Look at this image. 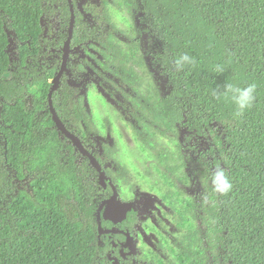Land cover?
Segmentation results:
<instances>
[{
  "label": "trees",
  "instance_id": "obj_1",
  "mask_svg": "<svg viewBox=\"0 0 264 264\" xmlns=\"http://www.w3.org/2000/svg\"><path fill=\"white\" fill-rule=\"evenodd\" d=\"M73 2L70 75L52 97L67 128L120 191L129 184L117 146L99 139L87 108L85 89L101 77L100 84L116 83L139 123L137 136L162 162L167 156L150 129L178 127L187 143L195 138V163L203 167L195 171V180H203L198 196L181 205L166 199L176 234L140 247L136 257L122 259L120 248L114 256L124 264H264V0ZM111 4L138 19L137 31L154 43L166 82L162 98L137 89L143 87L133 67L139 63L118 41L122 30ZM71 21L68 0H0V264H112L113 241H125L99 235L97 210L113 191L102 188L98 171L59 131L50 110ZM183 53L196 63L177 72L174 61ZM226 82L257 84L243 117H233L230 97L213 95ZM216 166L233 184L227 196L212 189ZM166 169L174 177V168ZM138 224L132 210L121 228L135 236Z\"/></svg>",
  "mask_w": 264,
  "mask_h": 264
},
{
  "label": "rangeland",
  "instance_id": "obj_2",
  "mask_svg": "<svg viewBox=\"0 0 264 264\" xmlns=\"http://www.w3.org/2000/svg\"><path fill=\"white\" fill-rule=\"evenodd\" d=\"M111 10L114 15V22L125 33L120 35L119 42L126 50L130 49L133 53L135 52L137 58H142L145 63L144 66L140 65V68H137L139 74L144 73L145 75L147 72L154 74L152 81L145 76V86L141 90L144 93L147 90L153 93L158 85L165 90L166 82L158 76L156 71H153L149 57L146 58V52L152 49V41L147 34H139L134 31L137 28L138 20L132 17L127 10H120L115 5H111ZM133 41L138 42L139 48L131 45ZM88 93L87 107L92 114L101 138L107 137L117 144L120 150V161L130 169L135 184L139 185L138 190L135 192L129 191L126 187L123 198L129 201L138 196L140 217L142 219L138 232L141 236L140 243L153 247L157 241V232L160 231L156 216H160V209L167 211L163 203L164 194L169 189L182 191L185 198L194 195L196 197L200 194L198 184L203 180H192L189 177L192 171L203 169L195 163V138H192L188 143L191 147L186 146L181 150L179 145L185 141L182 133L158 134L156 137L160 146L174 156L175 159L171 161V164L180 167L178 174L188 178L186 182L174 184L173 187L165 182L164 175H166V171L160 164L159 159L136 139L131 119L127 117L125 110L118 104V102H121V96L112 99L109 86L105 85V88L99 89L97 84H93ZM206 149L207 145H201V152H205ZM166 225L171 226L169 220L166 221Z\"/></svg>",
  "mask_w": 264,
  "mask_h": 264
},
{
  "label": "flooded vegetation",
  "instance_id": "obj_3",
  "mask_svg": "<svg viewBox=\"0 0 264 264\" xmlns=\"http://www.w3.org/2000/svg\"><path fill=\"white\" fill-rule=\"evenodd\" d=\"M68 2H69V0H68ZM72 4H73V8H74V17H75V26H76V16H75V7H74V2H73V0H72ZM69 5H70V3H69ZM112 5V4H111ZM111 7V6H110ZM70 9H71V5H70ZM123 10H126V9H123ZM72 14V13H71ZM114 16V15H113ZM138 20V19H137ZM72 22V21H71ZM138 24V23H137ZM71 25V24H70ZM138 26L139 25H137V28H135L134 29V31H137L138 30ZM70 29V28H69ZM75 30V29H74ZM139 34H142V31H137ZM122 34H125L123 31H122ZM121 34V35H122ZM74 37V36H73ZM119 37H120V35H119ZM68 38H69V36H68ZM151 40V39H150ZM68 41V40H67ZM118 41H119V38H118ZM152 41V40H151ZM136 43V48H139V44H138V42H136V41H133L132 43H131V45L132 46H134L133 45V43ZM67 43V42H66ZM152 49H150V50H148L147 52H146V58L147 57H149V59H150V62H151V66H152V68H153V71L155 72H157L158 73V70H157V66H156V61H155V56H156V51H155V49H154V47H155V45H154V43L152 42ZM66 45V44H65ZM65 45H64V47H65ZM123 46V45H122ZM64 47H63V49H62V63H63V57H64V53H63V50H64ZM124 47V46H123ZM135 47V46H134ZM127 51H131L130 49L129 50H127ZM71 52H72V41H71ZM132 52V51H131ZM133 53V52H132ZM70 55H71V53H70ZM70 55H69V60H70ZM133 55H134V58H136L137 59V61H138V63L139 64H134L133 65V67H135L136 68V71H137V68H140L139 66L141 65V66H144L145 65V63L142 61V58H137V56H136V54H135V52L133 53ZM62 63H61V67H60V69H59V71L61 70V68H62ZM68 64H69V61H68V63H67V67H68ZM59 71H58V73H59ZM58 73H57V75H58ZM137 73H139L138 71H137ZM70 75V70H69V67H68V71L67 72H65L64 74H63V76L64 75ZM56 75V76H57ZM140 76H142V78H143V87L145 86V76H147L148 78H149V80L150 81H152L153 80V78H154V74L153 73H151V72H147L145 75H144V73H142V75L141 74H139ZM63 76H62V78H63ZM158 76L160 77V75L158 74ZM56 78V77H55ZM62 78H61V81H62ZM161 78V77H160ZM55 80V79H54ZM54 80L52 81V84H53V82H54ZM101 80H102V78L101 77H98L97 79L95 78L94 80H93V82H92V84H91V86H90V88L93 86V84H97V87L99 88V89H101V88H105V85H107V86H109V88H110V90H111V93H110V97L112 98V99H116V98H118V96H121L120 94H119V92L118 91H116V83H114V82H103V84H100V82H101ZM61 81H60V86H61ZM60 86H59V88H60ZM53 87V86H52ZM142 87V88H143ZM58 88V89H59ZM89 88V89H90ZM142 88H139V87H137V89L138 90H140V92H142L143 94H147V92L149 91V90H147V92L146 93H144L141 89ZM57 89V90H58ZM89 89H85V92H87V94H89L88 93V91H89ZM166 89V88H165ZM52 90V89H51ZM56 90V91H57ZM157 90V91H156ZM156 90L153 92V95L155 94V92H159V95L160 96H158V98H162L163 97V95H164V88L162 87V86H157V88H156ZM55 91V92H56ZM130 91V90H129ZM50 93H51V91H50ZM54 94V93H53ZM133 94V93H132ZM131 94V95H132ZM134 95V94H133ZM132 95V96H133ZM155 96V95H154ZM52 97H53V95H52ZM87 99H88V96H87ZM49 101H50V99H49ZM53 104H54V102H53ZM118 104H119V106L120 107H122V109L123 110H125V114L127 115V117L128 118H130L131 119V121H132V124H133V130H134V135L136 136V139L143 145V146H145L147 149H149V150H151V152L159 159V162H160V164L164 167V169H165V171H166V175H164L165 176V182H167L169 185H171V186H173L174 187V184L175 185H177V183H182L183 181H185L186 182V180L188 179L186 176H181V175H179L178 174V171L180 170V167L179 166H177V165H172L171 164V161H173L175 158H174V156L172 155V154H170V152H168V151H166V150H164V148L163 147H161L160 146V144H159V142H158V140H157V135L158 134H161V135H166V134H169V133H177V132H180V133H182L183 134V136H184V138H185V141L184 142H182V144H180L179 145V147L181 148V150L183 149V147H191L190 145H188V143L186 142V138H187V133L186 132H183L182 130H180L178 127H174V128H172V129H165V128H163V127H159V128H156V127H154V128H152V129H150V131H151V134L154 136L153 137V139H154V141L158 144V150L162 153V155L164 156V157H166L167 156V159H164V162H162L161 160H160V158H159V156L148 146V145H146L143 141H142V139H141V137L139 138L138 136H137V134H136V128L139 126V123L135 120V119H133L132 117H131V114H130V110H129V108H127V107H124V103H123V100H122V97H121V102H118ZM55 107V106H54ZM88 108V107H87ZM56 109V108H55ZM50 110H51V108H50ZM89 110V109H88ZM57 111V110H56ZM51 113H52V111H51ZM58 113V112H57ZM91 113V112H90ZM53 115V114H52ZM59 115V114H58ZM91 116H92V114H91ZM54 118V117H53ZM93 118V117H92ZM62 120V119H61ZM94 120V119H93ZM95 122V121H94ZM64 123V122H63ZM65 124V123H64ZM95 125H96V123H95ZM67 127V126H66ZM144 127H141V129H143ZM68 129V128H67ZM69 130V129H68ZM60 131V130H59ZM70 131V130H69ZM149 131V132H150ZM61 132V131H60ZM71 132V131H70ZM98 132H99V130H98ZM74 134V133H73ZM75 135V134H74ZM65 136V135H64ZM77 136V135H76ZM66 137V136H65ZM77 137H79V136H77ZM142 137H144V136H142ZM80 138V137H79ZM81 139V138H80ZM99 139L102 141V142H106V141H110V143H113V144H115L116 146H117V144L116 143H114V142H112L111 140H109L107 137H104V138H101V135H100V133H99ZM70 140V139H69ZM82 140V139H81ZM82 142H83V140H82ZM73 143V142H72ZM83 145H84V143H83ZM85 146V145H84ZM86 147V146H85ZM117 148H118V146H117ZM86 149L89 151V149L86 147ZM90 153H92L91 151H89ZM119 153H120V150H119V148H118V154H117V156H118V158H119ZM82 154V153H81ZM93 154V153H92ZM83 155V154H82ZM94 155V154H93ZM85 156V155H84ZM95 156V155H94ZM87 157V156H86ZM88 158V157H87ZM96 158V157H95ZM89 159V158H88ZM97 159V158H96ZM90 160V159H89ZM98 160V159H97ZM119 161H120V158H119ZM91 162V161H90ZM98 162H99V160H98ZM121 162V161H120ZM100 163V162H99ZM122 163V162H121ZM92 164V163H91ZM123 164V163H122ZM100 165L102 166V168H103V170L105 171V168L103 167V165L100 163ZM123 165H125V164H123ZM166 165H170V167H172V168H174V172H176L175 173V175H174V177H171V172H167V169H166ZM126 166V165H125ZM127 167V166H126ZM127 169H128V171H129V178H130V180H129V184H123L122 186H121V191L118 189V187L114 184V182L112 181V179H111V177L107 174V172L105 171V173H106V176L108 177V179L110 180V182H107V188H104L102 185H101V183H100V185L102 186V188L104 189V190H108V188L110 187L111 189H112V191H113V193H112V195L106 200V201H103L101 204H100V206L103 204V203H105V202H107L109 199H111L112 198V196L114 195V188L116 189V191H117V193H118V200L119 201H121V202H123V203H126V204H128L129 205V210H128V212H127V217H126V219L121 223V224H119V225H117V224H115L113 221H111V220H105L104 218H103V212L104 211H102V227L104 228V229H107V230H111V232L110 233H108V234H103V235H110V236H112V235H123V236H125V241H123V240H120V239H115L114 241H113V247H112V257H111V263L112 264H114L113 262H112V260L113 259H115V260H117L118 262H119V264H124L123 263V261L122 260H120V259H118L116 256H114L115 254H116V252H117V250L120 248V253H121V256H122V259L124 258V259H126L127 257H128V255H130V256H132V257H136L138 254H139V248L140 247H145V248H153L154 246H155V244L157 243V241L159 240V238H160V236H168V235H170V236H173V235H175L176 234V228L173 226V224H172V220H171V216L170 215H167V213L169 212V207L167 206V203L168 202H166L167 200L166 199H169V198H173L174 199V203L175 204H180L181 205V203L182 202H187V201H192L193 200V198H195V195L194 196H191V197H189V198H185V196H184V194H183V192L182 191H175V190H173V189H169L165 194H164V196H163V203H164V205H165V207L167 208V211H162L161 209L159 210V214H160V216L159 215H157V216H159V217H157L156 216V219H157V222H158V224L160 225V231H158L157 232V241H156V243L154 244V246L153 247H150V246H148L147 244H144V245H142L140 242H141V236L138 234V232H139V226L142 224V222H141V217H140V211H139V205H138V201H139V198H138V196L136 197V198H134V199H131V200H129V201H127V200H125L123 197H124V194L126 193V187H127V189L129 190V191H133V192H135V191H137L138 190V186L139 185H137V184H135V182H134V179H133V177H132V174H131V171H130V169L127 167ZM97 170V169H96ZM98 171V170H97ZM98 173H99V171H98ZM189 177L192 179V180H195V171H192L190 174H189ZM99 180H100V173H99ZM100 206H99V208H100ZM99 208H98V210H99ZM98 210H97V213H98ZM132 210H135V211H137V217H138V219H139V224H138V226H137V232L135 233V236L132 234V233H130L127 229L126 230H124V229H122L121 228V226H123L124 225V223L128 220V218H129V214H130V211H132ZM156 215V214H155ZM167 220H169L170 221V224H171V226L170 227H168L167 225H166V221ZM97 221H98V218H97ZM104 221H106V222H111L112 223V226L111 227H104V225H103V223H104ZM163 226L166 228L165 230H164V228H163ZM98 228H99V223H98ZM127 234H129V236L131 237V238H133L134 240H135V244H136V252H135V254H131V250H130V248H124L123 247V245L124 244H126L127 243V239H128V236H127ZM99 235H100V231H99ZM103 235H100V236H103ZM116 247V248H115Z\"/></svg>",
  "mask_w": 264,
  "mask_h": 264
},
{
  "label": "water",
  "instance_id": "obj_4",
  "mask_svg": "<svg viewBox=\"0 0 264 264\" xmlns=\"http://www.w3.org/2000/svg\"><path fill=\"white\" fill-rule=\"evenodd\" d=\"M69 3L71 5V13H72V22H71L70 29H69V38L63 50L64 57H63L62 68L53 82V87L50 93L49 104H50V108H51V111H52V114H53V117H54V120L56 122L58 129L61 131L63 135H65L68 139H70L73 142L74 146L83 155L87 156L90 159L92 165L100 173L101 185L104 188H107V182H110V180L106 176V173L103 170L102 166L100 165L98 160L95 158V156L86 149V147L83 145L82 140L67 129L66 125L61 120L53 104L52 95L59 88L60 81H61L63 74L68 71L67 63L69 61V55L71 53V41L74 36L75 17H74V8H73L72 0H69ZM128 210H129V205L118 200V193L116 189L114 188V195L112 196V198L109 199L107 202L103 203L100 206L98 213H97L100 235L108 234L111 232V230H107L102 227V211H104L103 218L105 220H111L115 224L119 225L126 219ZM127 236H128L127 243L124 244L123 247L130 248L131 254H135L136 252L135 240L131 238L129 234H127ZM112 262L114 264H119V262L115 259H113Z\"/></svg>",
  "mask_w": 264,
  "mask_h": 264
},
{
  "label": "clouds",
  "instance_id": "obj_5",
  "mask_svg": "<svg viewBox=\"0 0 264 264\" xmlns=\"http://www.w3.org/2000/svg\"><path fill=\"white\" fill-rule=\"evenodd\" d=\"M196 60L193 56L183 53L179 55L175 61V70L177 72L185 69L186 66L195 65ZM217 71L222 72V66H217ZM222 92H213L217 99L230 97L231 102L235 105L233 113L234 118L243 117L250 110L256 101L257 84L250 83L246 87H236L231 83L222 86ZM210 181L213 191L219 196H227L233 189V184L226 173V170L220 166H216L211 171ZM205 202L207 198L205 197Z\"/></svg>",
  "mask_w": 264,
  "mask_h": 264
}]
</instances>
